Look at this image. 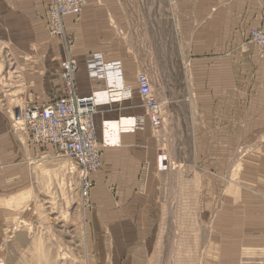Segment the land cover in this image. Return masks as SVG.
Returning a JSON list of instances; mask_svg holds the SVG:
<instances>
[{
  "label": "rangeland",
  "instance_id": "obj_1",
  "mask_svg": "<svg viewBox=\"0 0 264 264\" xmlns=\"http://www.w3.org/2000/svg\"><path fill=\"white\" fill-rule=\"evenodd\" d=\"M51 3L0 0V264H112L118 254L113 249L119 248L116 238L112 242V235L102 234L99 227L97 236L90 223L93 176L102 160L84 204L75 164L54 156L50 147L32 146L12 122L21 108L48 100L39 83L57 69L47 55L49 41H60L56 48L62 55L67 51L63 38L48 30ZM252 47L249 36L242 49ZM257 55L264 61L258 50ZM55 73L57 86L62 72ZM247 86L241 93L250 106L255 87ZM138 93L150 118L140 88ZM173 96L152 85L162 113L159 128L150 118L161 147L159 216L152 220L154 233L131 244L138 248L130 252L133 264H264V142L248 140L228 158L218 145L221 139H215V165L207 167L206 140L191 129L195 123L187 122L190 115L180 112L174 122L168 112ZM223 97L224 92L216 91V102Z\"/></svg>",
  "mask_w": 264,
  "mask_h": 264
},
{
  "label": "crops",
  "instance_id": "obj_2",
  "mask_svg": "<svg viewBox=\"0 0 264 264\" xmlns=\"http://www.w3.org/2000/svg\"><path fill=\"white\" fill-rule=\"evenodd\" d=\"M263 7L264 0H170L168 5L87 0L78 21L65 18L79 67L77 94L98 98L102 167L93 176L90 223L97 236L99 227L112 235V242L116 238L112 264H133L130 252L138 248L131 244L150 237L152 220L159 216L161 147L138 93V76L147 75L157 90L173 92L168 112L174 122L181 113L190 115L191 129L206 140L207 167L215 165V139H221L218 145L228 158L248 140L264 142V61L255 47L242 49L250 32L260 27ZM49 42L47 55L57 69L39 83L48 100L31 106H46L65 94L64 80L55 86L54 74L62 72L66 51L62 55L56 48L60 41ZM93 55L105 65L119 64L120 77L109 72L91 77L88 60ZM248 84L255 87L250 106L241 93ZM216 91L224 92V101L216 102ZM22 136L30 143L29 133ZM31 145L58 154L52 145Z\"/></svg>",
  "mask_w": 264,
  "mask_h": 264
},
{
  "label": "built area",
  "instance_id": "obj_3",
  "mask_svg": "<svg viewBox=\"0 0 264 264\" xmlns=\"http://www.w3.org/2000/svg\"><path fill=\"white\" fill-rule=\"evenodd\" d=\"M87 0H52L48 11V30L54 37L63 38L66 58L62 63V78L65 94L54 102L43 106H26L13 114V126L29 133L30 140L38 145H52L59 155L69 158L80 171L84 204L93 187L92 175L101 167V146L98 140L96 115L98 98L95 95L80 96L76 90L77 60L70 52L71 40L67 37L65 18H79ZM251 43L264 58V7L259 28L250 34ZM91 77L100 78L105 72L120 77L119 64L105 65L101 56L93 55L88 60ZM138 85L145 99L152 125L159 128L162 113L159 104L152 97L149 78L140 75Z\"/></svg>",
  "mask_w": 264,
  "mask_h": 264
}]
</instances>
